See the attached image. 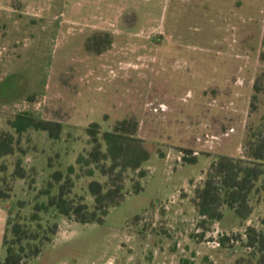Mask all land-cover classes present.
I'll list each match as a JSON object with an SVG mask.
<instances>
[{
    "label": "rangeland",
    "instance_id": "rangeland-1",
    "mask_svg": "<svg viewBox=\"0 0 264 264\" xmlns=\"http://www.w3.org/2000/svg\"><path fill=\"white\" fill-rule=\"evenodd\" d=\"M262 72L264 0H0V138L17 142L0 166L11 173L20 159L25 170L0 202V262L8 216L55 194L54 171L65 178L73 165L72 195L92 204L88 182L105 179L77 170L87 129L96 124L100 139L125 122L149 152L142 190L127 170L124 198L100 222L49 208L41 224L57 223L55 234L24 264H235L246 227L264 230V173L246 219L224 207L204 221L192 199L215 158L249 159L244 142L264 121V91L250 106ZM22 113L53 127L16 134L9 120Z\"/></svg>",
    "mask_w": 264,
    "mask_h": 264
},
{
    "label": "trees",
    "instance_id": "trees-1",
    "mask_svg": "<svg viewBox=\"0 0 264 264\" xmlns=\"http://www.w3.org/2000/svg\"><path fill=\"white\" fill-rule=\"evenodd\" d=\"M253 88L255 92L250 106L254 109L258 93L264 91V72L255 79ZM9 125L16 134L29 128L46 131L48 127H53L50 122L38 120L27 113L18 114L9 120ZM95 127L96 124H92L87 129L88 135L92 136L89 142L91 148L80 153L76 160L81 176L92 177L97 172L105 179L103 182L96 179L88 182L87 190L92 197V204L86 203L82 196L72 195L73 165L69 166V174L65 178L60 171H54L47 185L51 188L57 186L55 194H49V188L46 189L42 193L47 198L46 202L35 204L28 214H21L22 201H19V208L14 216H8L3 238L5 257L0 264H24L38 256L42 247L51 240L47 234H55L57 227L55 222L51 225L41 224L42 214L47 213L49 208L53 209L52 217L55 218L60 216L79 223L100 222L109 208L116 206L124 198L127 170L137 171V180L131 181L132 191L142 190L140 181L146 174L141 168L149 159L144 142L125 132V122H119L111 132H103L100 139L94 137L97 132ZM12 137V134L1 136L0 158L15 152L17 142H13ZM244 148L248 160L218 156L210 164L203 185L195 190L192 202L204 221H219L224 207L234 210L242 219H246L251 212L250 201L257 193V184L264 173V121L256 130L250 131ZM24 178L25 170L20 159L14 162L11 173H6L5 165H1L0 202L12 196L15 180ZM8 233L10 239L7 237ZM243 235L244 250L235 264H264V230L249 225ZM225 240L220 238L218 244L226 248ZM239 240V236H232L229 244Z\"/></svg>",
    "mask_w": 264,
    "mask_h": 264
}]
</instances>
